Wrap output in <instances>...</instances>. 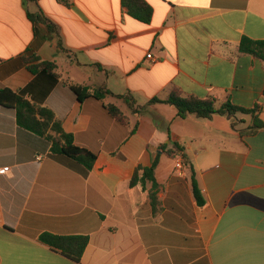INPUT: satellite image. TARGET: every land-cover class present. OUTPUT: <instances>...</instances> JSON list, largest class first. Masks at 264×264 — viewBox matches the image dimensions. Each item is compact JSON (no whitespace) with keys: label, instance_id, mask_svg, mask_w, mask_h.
Instances as JSON below:
<instances>
[{"label":"crops","instance_id":"0c3cea01","mask_svg":"<svg viewBox=\"0 0 264 264\" xmlns=\"http://www.w3.org/2000/svg\"><path fill=\"white\" fill-rule=\"evenodd\" d=\"M145 1L148 24L120 0H0V90L28 89L25 100L51 110L96 155L84 175L52 157L48 139L0 103V264H264V129L247 134L245 115L232 125L226 116L180 118L172 105L148 103L171 93L229 99L260 106L264 122V63L238 51L243 38L264 40V0ZM23 54L54 63L59 79L33 75ZM67 83L110 94L80 103ZM156 158L152 209V184L129 181ZM43 233L88 242L74 261L41 243Z\"/></svg>","mask_w":264,"mask_h":264},{"label":"trees","instance_id":"16d2710c","mask_svg":"<svg viewBox=\"0 0 264 264\" xmlns=\"http://www.w3.org/2000/svg\"><path fill=\"white\" fill-rule=\"evenodd\" d=\"M38 1L39 0H26V2L34 3H38ZM56 1L67 7L70 5V0ZM120 2L131 18L144 24H148L150 22L153 10L145 0H120ZM27 16L32 22L42 20L40 16L29 12ZM48 27L50 31L53 30L51 25H48ZM238 51L253 55L264 63V40L254 41L243 38L239 43ZM21 61L33 75L45 74L54 81L59 79L56 72V65L52 62L42 61L34 54H23ZM67 84L80 103L88 98L102 102L105 95L110 94L108 91L101 89L89 92L88 88L85 86L72 83ZM27 90L28 89H24L20 93L16 94L7 89H2L0 90V103L12 105L15 108L16 119L21 127L48 139L50 142V153L52 157H66L75 165L82 168L83 174L86 175L92 169L96 155L89 150L76 145L74 136L63 131L60 122L55 119L51 110L25 100L22 95ZM120 98L126 99L123 96H120ZM126 101L128 100L126 99ZM148 103H166L172 105L177 110V115L180 118H185L188 115H195L196 117L202 119H210L214 115L226 116L232 119V125L236 122V116L238 114L245 115L251 118V125L246 130L247 134H253L257 130L264 129V122H262V120L258 117L260 112V106L258 105H255L252 108H243L233 105L229 99L220 102L214 98H183L177 93H171L164 101L153 98ZM103 109H105L108 115L117 123L123 126L127 125V117L124 116L116 106L104 105ZM140 109H143V107H140ZM137 112L140 113V110H134V113ZM173 147V150L167 153L174 154L179 150L177 145H174ZM157 163L158 159L156 158L149 167L137 166L132 178L129 181V185L131 187L138 184H141V186L144 187L146 182L152 184V188L148 190V197L152 209H155L157 204V184L153 176ZM191 185L196 204L198 206H202L204 204V200L197 186L193 172L191 175ZM39 240L41 243L47 245L53 250L59 251L62 255L74 261L79 260L88 242V239L85 236H57L49 233L41 234L39 236Z\"/></svg>","mask_w":264,"mask_h":264},{"label":"built area","instance_id":"2783aa9c","mask_svg":"<svg viewBox=\"0 0 264 264\" xmlns=\"http://www.w3.org/2000/svg\"><path fill=\"white\" fill-rule=\"evenodd\" d=\"M146 59L151 60L152 59L151 54H146ZM175 167H176L177 170H180L182 168V161L181 160H176Z\"/></svg>","mask_w":264,"mask_h":264}]
</instances>
